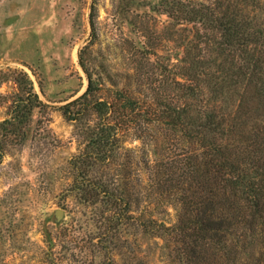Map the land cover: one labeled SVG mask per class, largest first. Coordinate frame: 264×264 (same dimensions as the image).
Here are the masks:
<instances>
[{
	"label": "rangeland",
	"instance_id": "374dc122",
	"mask_svg": "<svg viewBox=\"0 0 264 264\" xmlns=\"http://www.w3.org/2000/svg\"><path fill=\"white\" fill-rule=\"evenodd\" d=\"M163 1L0 0V121L10 117L15 94L26 96L23 74L43 104L28 115L24 136L8 145L0 161V264H179L171 230L184 193L161 194L154 165L171 164L189 146L181 133L154 124V109L201 110L202 99L211 95H187V85L195 82L184 60L200 53L195 63L201 81L219 75L231 57L219 55L218 34L208 22L168 26L176 22L162 11ZM241 5L243 16L264 22V0ZM87 74L99 84L97 97L119 106L123 145L131 155L126 181L133 218L100 243L105 207L84 203L74 189L77 172L70 162L82 147L74 124L59 110L85 92ZM234 81L210 108L230 112L249 95L245 81ZM257 103H249L255 121L264 117ZM56 210L62 211L59 223ZM259 235L242 260L264 257Z\"/></svg>",
	"mask_w": 264,
	"mask_h": 264
},
{
	"label": "trees",
	"instance_id": "16d2710c",
	"mask_svg": "<svg viewBox=\"0 0 264 264\" xmlns=\"http://www.w3.org/2000/svg\"><path fill=\"white\" fill-rule=\"evenodd\" d=\"M216 1L214 6L193 0H164L160 5L176 22L168 26L181 21L210 23V30L218 34L219 55L231 59L223 61L219 75L206 74L200 81L201 65L195 63L200 53L190 57V48L186 51L189 81L195 82L187 85V95L211 96L202 99L201 110L194 105L187 110L167 106L158 114L154 109V124L181 133L189 146L171 164L155 163V185L161 194L170 195L173 190L185 194L177 200L178 219L171 230L172 250L179 264H264L263 256L254 262L241 258L247 245L258 239L254 237L257 232L264 236V117L255 121L249 116L250 102L264 106V22L242 15L241 4L246 0ZM23 75L26 96L15 94L10 117L0 121V161L8 145H17L24 136L22 127L28 115L43 106L31 80ZM241 79L249 95H242L235 110L217 111L208 106L227 85ZM87 80L85 92L59 110L74 124L82 147L70 162L77 172L74 189L84 203L105 207L99 214L100 243L133 218L134 202L128 199L131 194L126 181L131 155L123 145L121 131L125 127L119 106L98 98L99 84L90 74Z\"/></svg>",
	"mask_w": 264,
	"mask_h": 264
},
{
	"label": "water",
	"instance_id": "95a60500",
	"mask_svg": "<svg viewBox=\"0 0 264 264\" xmlns=\"http://www.w3.org/2000/svg\"><path fill=\"white\" fill-rule=\"evenodd\" d=\"M54 218H55V223H59L61 218H62V211L61 210H56L54 212Z\"/></svg>",
	"mask_w": 264,
	"mask_h": 264
}]
</instances>
